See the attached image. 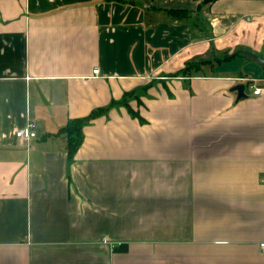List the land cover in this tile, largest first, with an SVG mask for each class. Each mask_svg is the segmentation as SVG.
<instances>
[{
  "label": "crops",
  "instance_id": "crops-1",
  "mask_svg": "<svg viewBox=\"0 0 264 264\" xmlns=\"http://www.w3.org/2000/svg\"><path fill=\"white\" fill-rule=\"evenodd\" d=\"M247 53L264 0H0V264H264Z\"/></svg>",
  "mask_w": 264,
  "mask_h": 264
},
{
  "label": "trees",
  "instance_id": "trees-1",
  "mask_svg": "<svg viewBox=\"0 0 264 264\" xmlns=\"http://www.w3.org/2000/svg\"><path fill=\"white\" fill-rule=\"evenodd\" d=\"M205 3H214L218 0H203ZM169 14H171L173 17L175 18H182L187 16V11H183V10H170ZM207 63V61L205 62L204 60H200L198 62H191L188 63L187 67L183 70H181L179 72L178 75L182 74V75H188L193 69L194 70H199L201 68V66L203 64ZM96 113V112H95ZM100 112H98V114L95 115H99ZM94 117V114H93ZM88 119H75V120H71L70 122H68L67 126H65L60 133H64L68 136L69 139V155L70 156H74L77 151L79 150L82 142H83V128L85 127V125L87 124Z\"/></svg>",
  "mask_w": 264,
  "mask_h": 264
},
{
  "label": "rangeland",
  "instance_id": "rangeland-1",
  "mask_svg": "<svg viewBox=\"0 0 264 264\" xmlns=\"http://www.w3.org/2000/svg\"><path fill=\"white\" fill-rule=\"evenodd\" d=\"M243 63L247 67L245 74L248 76L249 79H251L253 82H257L258 80H264V67L261 64H259L256 61H251V63H246V62ZM241 64L242 63L237 64V62L230 61L228 62L227 68L235 69V71L238 72H243ZM252 85L253 83H250V85L247 87L246 89L247 93L251 90Z\"/></svg>",
  "mask_w": 264,
  "mask_h": 264
},
{
  "label": "built area",
  "instance_id": "built-area-1",
  "mask_svg": "<svg viewBox=\"0 0 264 264\" xmlns=\"http://www.w3.org/2000/svg\"><path fill=\"white\" fill-rule=\"evenodd\" d=\"M95 74H98L99 73V70H95L94 71ZM256 84V82H255ZM263 84H264V80H263ZM264 86H261V85H252V89L254 91V94L255 95H260L264 88ZM36 131H35V124L33 123H30L27 128L25 129H22V130H19L17 133H16V137L18 139H24V140H29V139H33V138H36ZM261 248L262 250L264 251V242L261 243Z\"/></svg>",
  "mask_w": 264,
  "mask_h": 264
},
{
  "label": "water",
  "instance_id": "water-1",
  "mask_svg": "<svg viewBox=\"0 0 264 264\" xmlns=\"http://www.w3.org/2000/svg\"><path fill=\"white\" fill-rule=\"evenodd\" d=\"M250 57H252L253 59H255L259 64H261L264 67V59H262L261 57H258L256 55L253 54H249L247 53ZM245 88L246 85L245 84H239L238 86H236L233 90L238 92V100H240L241 98H246V94H245Z\"/></svg>",
  "mask_w": 264,
  "mask_h": 264
}]
</instances>
